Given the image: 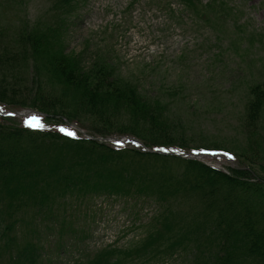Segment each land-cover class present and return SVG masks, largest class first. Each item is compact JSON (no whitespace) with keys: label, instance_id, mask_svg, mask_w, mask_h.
I'll return each instance as SVG.
<instances>
[{"label":"trees","instance_id":"1","mask_svg":"<svg viewBox=\"0 0 264 264\" xmlns=\"http://www.w3.org/2000/svg\"><path fill=\"white\" fill-rule=\"evenodd\" d=\"M179 1L206 24L211 9L222 17L230 11L227 2L216 10L221 0L202 8L197 0ZM62 30L59 22L50 26L25 19L14 31L0 26V105L9 112L32 107L43 113L42 127L35 128L0 115L3 264H44L37 242L40 224L59 232L69 229V221L62 220L97 197L155 200L157 212L135 252L190 250L195 264H264V173H259L264 172V83L249 87L240 123L245 142L237 154L219 143L193 147L159 98L144 95L109 63L84 66L80 56L66 52ZM30 69L35 80L27 99L18 79ZM67 122L86 129L91 138L61 131ZM111 136H130L144 147L116 148L100 139ZM191 150L230 154L238 166L225 171L177 154ZM186 197L196 205L177 210ZM118 250L108 244L85 264H123Z\"/></svg>","mask_w":264,"mask_h":264},{"label":"rangeland","instance_id":"2","mask_svg":"<svg viewBox=\"0 0 264 264\" xmlns=\"http://www.w3.org/2000/svg\"><path fill=\"white\" fill-rule=\"evenodd\" d=\"M210 1L197 0L198 7ZM223 2L230 8L229 15L222 17L211 9L206 24L179 0L162 4L152 0H0V26L14 31L22 19L50 26L59 22L66 52L80 56L84 66L109 63L144 95L159 98L185 128L193 147L219 143L237 154L245 142L240 123L249 87L264 83V0H221L216 10L222 9ZM18 80L30 99L34 71H23ZM28 117H12L13 123L28 126L24 122ZM78 128L73 131L86 133ZM260 130L264 137V112ZM205 160L225 171L238 166L219 158ZM137 200L141 202L92 198L75 208L69 220H62L69 221V229L62 232L41 223L37 235L41 260L85 264L91 254L111 243L120 249L117 258L123 264H195L190 250L173 255H158L152 249L135 252L146 238L155 208L154 199ZM191 205L196 200L186 197L175 208L187 211ZM129 249L131 255L124 253Z\"/></svg>","mask_w":264,"mask_h":264},{"label":"snow or ice","instance_id":"3","mask_svg":"<svg viewBox=\"0 0 264 264\" xmlns=\"http://www.w3.org/2000/svg\"><path fill=\"white\" fill-rule=\"evenodd\" d=\"M24 122L29 127H42V125L40 124V121H39V117H37V116H30L27 119H25ZM61 131L66 132L70 136H74L75 135L74 132H71L68 129L62 128Z\"/></svg>","mask_w":264,"mask_h":264},{"label":"water","instance_id":"4","mask_svg":"<svg viewBox=\"0 0 264 264\" xmlns=\"http://www.w3.org/2000/svg\"><path fill=\"white\" fill-rule=\"evenodd\" d=\"M216 156H218V155L213 154V153H195V154L190 155V157H197V158H200V157H202V158L203 157H216ZM222 157H224V156H222Z\"/></svg>","mask_w":264,"mask_h":264}]
</instances>
